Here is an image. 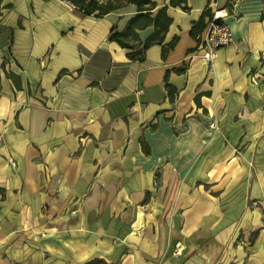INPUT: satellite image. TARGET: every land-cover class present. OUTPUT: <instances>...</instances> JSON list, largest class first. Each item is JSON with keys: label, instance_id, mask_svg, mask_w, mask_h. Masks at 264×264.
<instances>
[{"label": "crops", "instance_id": "1", "mask_svg": "<svg viewBox=\"0 0 264 264\" xmlns=\"http://www.w3.org/2000/svg\"><path fill=\"white\" fill-rule=\"evenodd\" d=\"M151 1L133 61L134 4L0 0V264H264V0ZM221 8L208 63L190 29Z\"/></svg>", "mask_w": 264, "mask_h": 264}, {"label": "trees", "instance_id": "2", "mask_svg": "<svg viewBox=\"0 0 264 264\" xmlns=\"http://www.w3.org/2000/svg\"><path fill=\"white\" fill-rule=\"evenodd\" d=\"M81 12L83 15H93L95 17H102L112 10L123 7L127 4H134L137 12L131 17L122 30L115 31L110 35V40L118 43L122 48L127 50L126 56L133 61H142L144 59L145 50L152 44H161L164 34L171 22L167 16L165 8H161L152 16L151 10L155 7V3L151 0H65ZM185 0H170L172 5H180L182 9H186L184 4ZM208 15L211 18L212 13L209 9H205L202 16L197 22L193 24L190 29L192 36H197L198 33L204 28V16ZM153 26V32L148 35L142 42L138 36V30L144 29L147 26ZM116 27L112 28V31ZM177 38H173L170 42L162 46V57L166 55L168 50L172 48ZM200 38L198 37V41ZM4 66V64H3ZM6 75L14 82L17 88L20 87L19 76L6 73ZM168 87V86H167ZM169 95L171 91L169 89Z\"/></svg>", "mask_w": 264, "mask_h": 264}, {"label": "built area", "instance_id": "3", "mask_svg": "<svg viewBox=\"0 0 264 264\" xmlns=\"http://www.w3.org/2000/svg\"><path fill=\"white\" fill-rule=\"evenodd\" d=\"M226 13L223 8L215 10L209 20L208 31L204 39H200L195 48V52L202 51L203 59L210 62L215 51L223 46L229 45L233 39L231 32L224 22ZM183 246L177 244L173 250L174 256H179L182 253Z\"/></svg>", "mask_w": 264, "mask_h": 264}]
</instances>
